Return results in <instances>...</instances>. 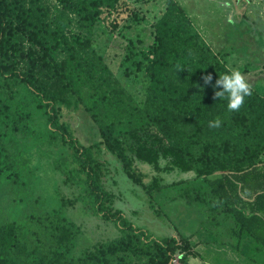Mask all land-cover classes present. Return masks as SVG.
Returning <instances> with one entry per match:
<instances>
[{
	"label": "trees",
	"instance_id": "1",
	"mask_svg": "<svg viewBox=\"0 0 264 264\" xmlns=\"http://www.w3.org/2000/svg\"><path fill=\"white\" fill-rule=\"evenodd\" d=\"M76 4L91 27L100 14L99 0H76ZM37 22L36 16L23 15L8 0H0V119L8 109V84L23 83L39 100L49 129L70 150L72 165L66 178L80 187L79 200L93 215L113 222L118 235L76 255L72 248L79 227L60 211L37 210L9 221L0 218V264H188L189 256H198L184 233L155 236L112 207L102 182L103 168L95 156L99 144L150 200H166L172 197L170 189L181 185L161 184L157 176L146 182L134 167L129 151L156 170L160 168L151 146L137 142L128 150L119 135L118 128L131 125L128 121L138 111L168 137L164 150L173 164L192 170L195 179L204 181L205 192L196 194L204 215L202 227L230 214L234 234L247 231L255 239L256 249L264 252V93L252 88V95L235 112L227 110L226 100L215 99V91L221 90L215 86L216 79L231 69L205 41L178 0H165L153 27V42L139 50L136 68L147 81L148 101L140 110L130 107V95L119 87L89 36L47 30ZM10 58L14 60L7 62ZM209 74L212 81L205 84L203 77ZM40 75H52L76 97L98 128V142L82 144L71 134L60 120L56 95ZM217 117L221 126L210 128L208 122ZM8 168L9 154L0 143V171ZM158 210L154 208V212ZM178 251L181 255L174 263Z\"/></svg>",
	"mask_w": 264,
	"mask_h": 264
},
{
	"label": "rangeland",
	"instance_id": "2",
	"mask_svg": "<svg viewBox=\"0 0 264 264\" xmlns=\"http://www.w3.org/2000/svg\"><path fill=\"white\" fill-rule=\"evenodd\" d=\"M23 15L36 16L37 26L66 34L89 36L97 53L112 71L119 87L130 95L131 108L147 107L146 79L137 62L140 48L153 42L154 24L165 8V0H99V17L87 27L76 0H8ZM209 46L230 69H239L252 88L264 93V0H178ZM27 46V42H24ZM58 53L60 49L57 50ZM62 55V54H61ZM19 60V57H16ZM14 59H7L12 62ZM17 61V60H15ZM17 66H25L17 61ZM0 79H2L0 77ZM47 89L56 95L59 117L82 144L100 140L98 128L76 97L52 75H40ZM7 88V87H5ZM13 91V93H8ZM39 100L23 84H8L7 112L0 119V143L9 154L10 168L0 171V218L9 221L37 210L60 211L79 227L73 253L81 254L96 243L118 235L115 224L93 215L79 200L80 187L66 178L70 150L47 123ZM128 118V114L126 115ZM118 128L127 146L145 143L157 153L158 170L134 158L133 165L149 182L157 176L161 184L180 182L171 188L172 197L148 198L143 189L124 173L120 162L102 145L95 156L103 168L102 182L113 208L120 209L136 226L158 237L184 233L191 250L188 264H259L255 258L243 259L230 246L228 217L202 227L204 215L196 194L206 185L195 179L192 170H181L164 149L169 139L151 125L140 111ZM129 150V149H128ZM65 158V162H60ZM261 158L264 160V150ZM180 192L179 195L174 193ZM174 195V197H173ZM154 208H158L154 212ZM181 253H175L174 263ZM246 260V261H245ZM262 264V263H260Z\"/></svg>",
	"mask_w": 264,
	"mask_h": 264
},
{
	"label": "clouds",
	"instance_id": "3",
	"mask_svg": "<svg viewBox=\"0 0 264 264\" xmlns=\"http://www.w3.org/2000/svg\"><path fill=\"white\" fill-rule=\"evenodd\" d=\"M203 80L205 84H209L212 81V76L206 75ZM215 86L221 89L215 91V99L226 100V107L229 112L239 111L245 102V98L253 93L252 86L239 69H231L220 74L215 81ZM221 124L222 121L219 117L208 122L210 128H219Z\"/></svg>",
	"mask_w": 264,
	"mask_h": 264
},
{
	"label": "crops",
	"instance_id": "4",
	"mask_svg": "<svg viewBox=\"0 0 264 264\" xmlns=\"http://www.w3.org/2000/svg\"><path fill=\"white\" fill-rule=\"evenodd\" d=\"M226 217H228L229 219L228 221H230L229 223L230 246L233 248L234 252L242 256L243 259L255 258L257 263L259 262V264L260 263L264 264V252L258 251L256 249L257 243L255 239H253L247 231H241L238 234H234L233 232V230L235 229L234 219L230 214L226 215ZM190 258L194 260L193 256H190Z\"/></svg>",
	"mask_w": 264,
	"mask_h": 264
}]
</instances>
